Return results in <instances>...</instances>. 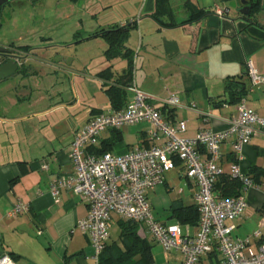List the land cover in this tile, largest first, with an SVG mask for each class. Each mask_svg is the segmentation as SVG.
<instances>
[{
    "label": "crops",
    "instance_id": "crops-1",
    "mask_svg": "<svg viewBox=\"0 0 264 264\" xmlns=\"http://www.w3.org/2000/svg\"><path fill=\"white\" fill-rule=\"evenodd\" d=\"M229 2L101 0L93 6L92 18H82L71 26L72 34L81 32L80 40L75 42L79 44L72 49L82 53V58L67 56L63 62L52 54L40 56L30 43L20 46L24 53L22 65L16 73L0 80V85L10 87L7 96L2 98L0 94V253H10L18 264H97L92 258L89 236L78 227V221L89 212L87 201L70 188H60L58 197L50 193L55 178L74 172L70 146L77 129L92 116L116 109L107 90L111 81L98 73L111 67L120 74L128 63L122 57L108 60V41L92 36L95 32L133 20L128 23L132 28L126 41L134 54L133 80L152 96L151 102L168 119L187 122L182 136L194 137L204 128L222 131L230 126L240 100L232 97L229 83L243 85L245 93L241 99L246 98L248 105L264 117V87L253 86L246 69L251 59L264 73V7L255 18L248 19L240 12L239 1ZM83 3L84 0L79 5ZM218 7L225 10V15L217 13ZM46 38L42 35V39ZM48 38L54 46L64 44L53 41L52 36ZM32 70L40 74L48 70L56 77L53 92L29 99L21 95L17 88L24 83L15 76L19 71L26 75ZM171 94L180 97L179 106L165 104ZM151 127L152 124L141 122L106 129L95 150L101 147L122 153L149 147L154 144L148 135ZM256 128L251 141L242 146L241 157L237 156L234 136L221 144L219 164L224 173L230 174L235 165L250 177L252 167L264 169V132ZM175 186H179L178 193L166 199ZM197 189L196 181L186 176L178 161L177 167L165 174L164 182L148 192L155 217L166 223L179 222L170 217L172 204L195 205ZM245 196L248 205L244 213L229 221L236 224L233 235L242 238L252 236L259 228L264 214V177L250 186ZM17 202L28 204L29 210L8 216ZM155 209H164V213H155ZM124 221L127 219L112 213L104 259L118 264H142L140 254L128 258L130 252L122 237ZM137 224L141 239L153 247L158 244L163 250L150 231ZM181 224L190 234L198 231V224ZM261 231V239H253L255 244L264 243V227ZM153 247L154 264H182L178 251L165 252L159 261ZM218 258L214 251L198 264H211Z\"/></svg>",
    "mask_w": 264,
    "mask_h": 264
},
{
    "label": "built area",
    "instance_id": "built-area-1",
    "mask_svg": "<svg viewBox=\"0 0 264 264\" xmlns=\"http://www.w3.org/2000/svg\"><path fill=\"white\" fill-rule=\"evenodd\" d=\"M220 16L223 8H217ZM133 20L123 25L132 23ZM18 65L23 63L24 53L13 50ZM6 60V58H5ZM0 55V65L4 63ZM247 73L253 86L264 87V73L258 71L250 59L246 63ZM126 104L111 111L100 112L78 128L70 146V157L74 172L58 176L50 185V193L58 197L60 188H70L86 200L89 212L78 221V227L86 233L93 247L92 258L97 264L109 237V223L112 213L144 225L154 239L163 246L164 252L173 250L182 254V264H198L206 255L218 252L219 258L211 264H264V243L260 240L264 227V214L259 228L252 236L233 235L235 223L248 203L246 190L254 185L247 174L234 166L230 175L239 178L243 189L238 196L224 197L217 194L215 185L224 173L219 162L222 158L221 144L235 137V150L241 157L242 146L251 141L258 129L264 132V117L260 116L242 98L237 105L238 113L230 126L222 131L201 129L194 137L181 133L187 129L185 120L171 121L152 102V96L143 91L132 80L126 86ZM168 107L181 104L176 94L165 100ZM148 122L152 127L148 135L154 144L134 148L122 153L106 151L96 153L101 133L106 129H120L124 125ZM183 165L189 179L198 186L194 203L199 211L198 231L190 234L179 222L166 223L157 219L148 198V192L162 182L167 172ZM47 168V165H44ZM29 210V205L17 202L8 216H17ZM0 264H18L8 252L0 253Z\"/></svg>",
    "mask_w": 264,
    "mask_h": 264
},
{
    "label": "rangeland",
    "instance_id": "rangeland-1",
    "mask_svg": "<svg viewBox=\"0 0 264 264\" xmlns=\"http://www.w3.org/2000/svg\"><path fill=\"white\" fill-rule=\"evenodd\" d=\"M81 1L10 0L0 5V45L10 46L13 50L20 51L21 45L30 43L34 48V52L40 54V56L50 57L52 54L59 57L63 62L67 56L82 58L84 56L82 53L72 49L76 46L75 44H79L75 42L80 40L79 35L81 32L78 30L72 34L73 27L71 26L73 24L77 25L82 18L86 19L88 16L92 18V14L95 12L93 6L101 3V0H84L85 3L80 6ZM42 35L47 38L42 39ZM48 36H52L53 41L63 42L64 44L60 47L54 46L55 43H51ZM15 78L17 81L24 83L17 89L21 95L26 96L28 99L31 96L36 97L49 91L53 92L54 79H56L53 74L50 75L48 70H43L41 74L39 71L36 73L32 70L26 75L24 72L19 71ZM8 89L10 87L0 85L2 98L7 96ZM178 188L179 186H175V189L166 199L170 200L172 195H176ZM167 210L169 211V209ZM156 212L163 214L164 209H155ZM166 217L163 216L162 218L165 219ZM153 251L159 261L164 255L166 256L164 249L162 250L158 244H154ZM155 264H160V262Z\"/></svg>",
    "mask_w": 264,
    "mask_h": 264
},
{
    "label": "trees",
    "instance_id": "trees-1",
    "mask_svg": "<svg viewBox=\"0 0 264 264\" xmlns=\"http://www.w3.org/2000/svg\"><path fill=\"white\" fill-rule=\"evenodd\" d=\"M221 1H232V0H221ZM239 1V8L241 9L244 5L241 0ZM250 7V13L248 15L243 14L245 18H255V15L260 12L264 7V0H247ZM201 12H198L199 16ZM261 25V23L257 22ZM131 24L126 25H115L108 29H101L94 33L92 36H101L108 41V48L105 51L106 58L112 60L117 57H122L127 60V67L120 73L116 74L113 72L111 67H107L100 71L98 75L105 80L111 81L109 88L107 89L112 100V104L116 109L123 107L128 98L126 86L133 80L134 70V54L133 50L126 45V41L130 34ZM117 75V76H115ZM115 79L113 80V78ZM232 97L235 100H241V96L245 93L243 85H227ZM96 153H103L107 150L103 148H97L94 150ZM251 179L253 183H259L261 178L264 177V169L259 167H252ZM215 189L217 194L224 197L238 196L241 194L243 189V183L239 178L232 177L230 174L223 173L216 185ZM171 218H175L180 223L186 224H198L199 222V211L196 205H183L179 202H174L170 209ZM122 237L125 243L129 256L133 257L135 254H140L142 264H154V258L152 254L153 245L146 239H141L137 234V222L127 220L122 223ZM106 248L101 254L99 264H118L115 262H108L109 259H104ZM126 259V258H124Z\"/></svg>",
    "mask_w": 264,
    "mask_h": 264
},
{
    "label": "water",
    "instance_id": "water-1",
    "mask_svg": "<svg viewBox=\"0 0 264 264\" xmlns=\"http://www.w3.org/2000/svg\"><path fill=\"white\" fill-rule=\"evenodd\" d=\"M10 0H0V5L8 2ZM244 5L240 12L242 14L248 15L250 13V7L247 0H241ZM0 55L4 56L6 60L0 65V80L10 77L18 71L19 65L15 60L14 56L16 55L13 49H8L5 47H0Z\"/></svg>",
    "mask_w": 264,
    "mask_h": 264
},
{
    "label": "flooded vegetation",
    "instance_id": "flooded-vegetation-1",
    "mask_svg": "<svg viewBox=\"0 0 264 264\" xmlns=\"http://www.w3.org/2000/svg\"><path fill=\"white\" fill-rule=\"evenodd\" d=\"M3 60H5V57L3 56Z\"/></svg>",
    "mask_w": 264,
    "mask_h": 264
}]
</instances>
